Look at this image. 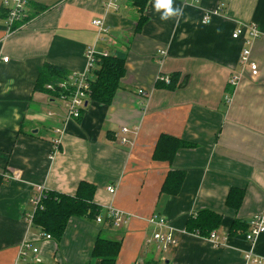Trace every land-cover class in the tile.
<instances>
[{
    "label": "crops",
    "instance_id": "obj_1",
    "mask_svg": "<svg viewBox=\"0 0 264 264\" xmlns=\"http://www.w3.org/2000/svg\"><path fill=\"white\" fill-rule=\"evenodd\" d=\"M103 2L31 0L28 20L12 30L0 13V264H16L25 242L39 250L40 262L29 254L21 264H101L93 255L99 237L122 240L115 264H245L247 252L264 259V235L253 244L247 231L229 235L235 221L264 213V0H172L167 19L155 0L144 12L135 0H121L118 12L107 13ZM216 10L204 25L203 14ZM101 18L113 42L98 44V51L127 55L122 88L112 105L91 100L80 119L64 124V103L37 91V81L47 64L86 71V50L97 44L93 21ZM253 23L262 34L251 46L256 80L240 63L247 35H232ZM175 73V90L157 86L161 75ZM124 127L131 130L129 144L121 140ZM163 134L197 146L178 150L171 164L157 161ZM172 171L185 173L176 195L162 192ZM81 182L95 184L96 203L121 212L123 221L72 218L60 244L40 239V229L27 221L39 188L75 196ZM237 188L245 197L235 210L227 200ZM204 210L222 215L220 247L186 231L189 218ZM153 217L173 230L177 244L167 253L153 235L168 231L150 224Z\"/></svg>",
    "mask_w": 264,
    "mask_h": 264
},
{
    "label": "trees",
    "instance_id": "obj_2",
    "mask_svg": "<svg viewBox=\"0 0 264 264\" xmlns=\"http://www.w3.org/2000/svg\"><path fill=\"white\" fill-rule=\"evenodd\" d=\"M149 0H135L136 6L144 12ZM146 18H141L138 22V31H140ZM127 55L117 53L109 57H103L98 60L97 66L94 69V80L92 84V101L102 105H112L116 99V94L122 88L121 79L126 74ZM71 73L61 67H56L47 64L41 71L36 84V90L47 92V84H57L68 78ZM180 74L170 76V84L158 82L157 86H165L170 90H175L180 82ZM159 141L154 151V159L157 161H167L170 164L174 161L180 149H192L197 145L181 138H174L170 135L163 134L159 137ZM184 172H170L166 178L162 192L176 195L180 192L184 184ZM5 181V175L0 174V186ZM97 186L88 182H81L75 196L62 194L56 191H45L41 199V207L34 213L33 227L40 229L41 232L50 235L52 240L60 244L63 239L67 226L72 218H83L90 221L97 220L102 216L105 222L113 223L111 218H108L106 212L95 201ZM227 200L228 206L238 210L245 197V192L242 189H232ZM222 215L213 210H204L191 216L187 221V233L198 235L209 239L210 234L218 231L222 226ZM249 223L235 221L229 232L230 236H236L239 231H248ZM96 246L93 251L95 259H99L101 264H115L122 247V240H108L99 237L96 240Z\"/></svg>",
    "mask_w": 264,
    "mask_h": 264
},
{
    "label": "built area",
    "instance_id": "obj_3",
    "mask_svg": "<svg viewBox=\"0 0 264 264\" xmlns=\"http://www.w3.org/2000/svg\"><path fill=\"white\" fill-rule=\"evenodd\" d=\"M190 1V3H193L197 5L200 3L201 0H185ZM31 4V0H0V13L5 18L6 26L8 30H12L15 28V26L19 23H22L24 21H27L29 18V7ZM103 8L105 12L107 13H115L118 12L121 9V0H104L103 2ZM219 10H216L215 12H205L202 16L201 22H203L204 25H210L212 22V18L215 14L218 13ZM93 26L97 29V44L95 46L88 47L86 50L85 56L87 60V67L86 71L83 73H71L68 78L62 80L60 83L57 84H47L46 90L49 92L50 96L56 100L63 102L65 105V122L64 124H67L69 121H77L80 119L83 115V112L86 110L88 104L90 103L91 95H92V84L91 82L94 80V69L97 66V62L100 59H103V57H109L111 56L109 51H102L99 52L97 49L98 44H102L104 42H107V44H111L113 42L110 27L107 26V23L104 18L97 19L93 21ZM245 34L247 35L245 42L248 47L245 48L240 63L242 64L244 71H249V77L252 80L258 79L259 75V68L258 65L251 60L252 55V49L251 46L253 43L258 40L262 34L259 30V27L256 24H250L245 25L243 28L235 30V32L232 34L233 38L239 39L241 37H244ZM160 57H164L166 55L165 52L160 51L159 52ZM5 61H9V59L5 58ZM244 78V73L235 74L232 77V81L230 82L231 86H237ZM158 81H162L166 84H170V76L167 75H161L158 79ZM139 95L143 96L144 98H147L146 93L143 90L139 91ZM228 101H230L228 99ZM65 131V128L59 129L57 131L58 138L54 140V146H53V154H56L60 150L61 146V135H63V132ZM123 137L121 138L123 144H129L131 143V140L128 138V135L131 133V130L129 128H122ZM15 178H18V176H13ZM12 177V178H13ZM6 178H10V176H6ZM110 193H115L116 189L113 186H110L109 188ZM45 194L44 188H39L38 194L35 198L32 199V203L34 206V212L28 216V223L29 226L33 227V219H34V213L38 209V207H41L42 198ZM106 212H108V218H111L114 222V224H119L123 221V215L121 212L116 211L114 209H109ZM97 223H103L104 218L102 216L98 217L96 220ZM150 224H155L158 227L167 230V235L156 233L153 235V239L155 242L158 243V249H160L162 252L167 253L170 245L177 244L176 239L173 235V230L167 224L165 219L163 218H156L153 217L150 220ZM245 240L251 244H253L259 237L264 235V213L255 215L251 221L249 222V228L248 231L244 234ZM40 239L43 240H51V236L47 235L43 232H39ZM209 241H211L215 247L222 246L221 238L218 236L217 231H214L210 234ZM31 254L35 261L40 262L38 257L39 250L35 248L31 243L25 242L19 251L18 256V262L16 264H21L25 262L28 258V255ZM244 263L245 264H264V259L260 258L253 252H247L244 256Z\"/></svg>",
    "mask_w": 264,
    "mask_h": 264
},
{
    "label": "clouds",
    "instance_id": "obj_4",
    "mask_svg": "<svg viewBox=\"0 0 264 264\" xmlns=\"http://www.w3.org/2000/svg\"><path fill=\"white\" fill-rule=\"evenodd\" d=\"M155 9L163 10L162 19H167L173 15L172 0H155Z\"/></svg>",
    "mask_w": 264,
    "mask_h": 264
}]
</instances>
